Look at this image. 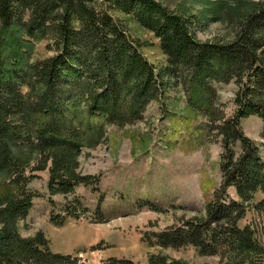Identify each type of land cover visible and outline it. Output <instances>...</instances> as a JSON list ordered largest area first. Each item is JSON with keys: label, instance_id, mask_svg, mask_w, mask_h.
Masks as SVG:
<instances>
[{"label": "trees", "instance_id": "16d2710c", "mask_svg": "<svg viewBox=\"0 0 264 264\" xmlns=\"http://www.w3.org/2000/svg\"><path fill=\"white\" fill-rule=\"evenodd\" d=\"M104 6L100 0H0V264H86L53 253L43 234L21 236L20 222L36 198L29 185L48 170L53 197L99 184V177L78 173L80 155L104 143L109 125L141 120L166 88V77L187 88L193 110L209 115H215V83L235 80L240 91L237 115L221 129L224 180L207 217L160 234L161 246L193 245L202 255L220 257L219 264H264L256 234L239 228L246 207L264 194L261 149L241 128L253 116L264 121V2L247 6L237 39L226 44L200 42L195 17L152 0H117L114 13L133 16L160 41L168 62L159 75ZM48 39L56 56L35 61L37 44ZM231 189L240 202L229 198ZM255 209L264 210V201ZM151 264L182 263L155 258Z\"/></svg>", "mask_w": 264, "mask_h": 264}, {"label": "rangeland", "instance_id": "374dc122", "mask_svg": "<svg viewBox=\"0 0 264 264\" xmlns=\"http://www.w3.org/2000/svg\"><path fill=\"white\" fill-rule=\"evenodd\" d=\"M176 15L197 18L195 27L202 43L232 44L240 33L239 23L247 6L264 0H152ZM116 21L124 24L127 36L139 54L159 75L167 57L160 41L136 24L132 17L114 13L117 0H100ZM51 39L37 44L34 60L55 57ZM159 99L152 102L141 120L109 125L104 143L80 155L78 173L99 177V184L80 185L75 195L51 196L50 172L38 173L29 185L35 192L33 208L20 222L24 239L43 234L55 254L71 256L86 264L110 260L151 264L166 258L182 264H219L220 257L206 256L193 245L164 248L158 236L186 227L187 222L207 217L209 203L223 184L221 163L225 154L224 122L235 119L240 88L234 80L215 83V115L196 112L189 105V92L169 77ZM244 134L261 149L264 161V121L256 116L241 122ZM237 159L242 153L238 143ZM229 198L240 202L235 189ZM88 211L82 215L83 207ZM264 194L246 207L240 229L250 228L264 250V210L255 206ZM100 212V214H97ZM80 218L72 217L79 216Z\"/></svg>", "mask_w": 264, "mask_h": 264}]
</instances>
